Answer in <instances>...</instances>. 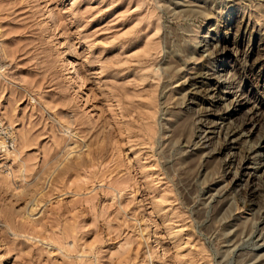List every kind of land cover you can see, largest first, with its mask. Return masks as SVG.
<instances>
[{
  "label": "rangeland",
  "instance_id": "374dc122",
  "mask_svg": "<svg viewBox=\"0 0 264 264\" xmlns=\"http://www.w3.org/2000/svg\"><path fill=\"white\" fill-rule=\"evenodd\" d=\"M0 264H264V0H0Z\"/></svg>",
  "mask_w": 264,
  "mask_h": 264
},
{
  "label": "bare ground",
  "instance_id": "6f19581e",
  "mask_svg": "<svg viewBox=\"0 0 264 264\" xmlns=\"http://www.w3.org/2000/svg\"><path fill=\"white\" fill-rule=\"evenodd\" d=\"M207 78V76H206V74H198V75H196V77L195 78H193V79H195V82H196V84L195 85H198V84H200L201 82V80H205ZM218 89V88H217ZM215 90V89H214ZM213 91V90H212ZM215 92V91H214ZM217 92V91H216ZM191 94V93H190ZM204 97H206V96H204ZM208 100V99H207ZM238 127H240V126H238ZM243 127V126H242ZM218 129H220V127L218 128V126H213V127H211L210 128V132H208L207 133V136L206 137H204V142H206V141H208L209 139H210V137L208 136L209 134H214V133H216V130H218ZM221 129H222V127H221ZM226 130V129H225ZM224 130V131H225ZM223 131V135H225V142H223V148L225 147H228V146H232L233 144H234V141H236V140H234V141H231V138H233V137H235L236 135H240L241 133H242V130H238V129H230V127L224 132ZM221 133V132H220ZM222 135V136H223ZM235 139V138H234ZM211 140V139H210ZM237 142V141H236ZM232 148V147H231ZM222 149V148H221ZM253 152H254V150H252V149H250V150H248V153L246 154V156H244V161H243V163L242 164H246V163H248V162H250V156L253 154ZM254 155V154H253ZM231 164H233V162H231V163H229V165L231 166ZM241 169H242V171L243 170H250V168H247V167H241ZM259 169H260V167H258V168H256V169H254V171H253V173H250V177H255L256 176V173L259 171ZM238 177H237V180H241V178L243 177V176H245V173H243V172H241L240 171V174L239 175H237ZM248 176V175H247ZM258 187H259V185H258ZM258 187H252L251 189H250V193L251 194H254V195H259L260 193H259V188ZM261 189V188H260ZM261 192V191H260ZM31 207V206H30ZM34 208V207H33ZM30 213H28V215H29ZM32 215V214H31Z\"/></svg>",
  "mask_w": 264,
  "mask_h": 264
}]
</instances>
